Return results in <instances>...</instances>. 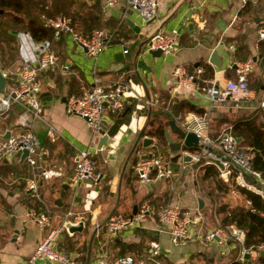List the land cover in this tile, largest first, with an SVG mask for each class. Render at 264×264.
<instances>
[{
	"label": "crops",
	"instance_id": "obj_1",
	"mask_svg": "<svg viewBox=\"0 0 264 264\" xmlns=\"http://www.w3.org/2000/svg\"><path fill=\"white\" fill-rule=\"evenodd\" d=\"M157 1L156 16L148 22L142 20L127 0H117L112 4L105 0H73L70 4L74 15L73 18L69 16L79 31L86 34L92 28L102 27L113 30L114 34L97 57L90 56L67 33L57 39L53 37L48 43L55 52L56 63L39 75L42 84L40 97L41 93L50 91L53 98L41 101L39 116L32 119L29 128L36 135L38 147L49 149L47 165L61 174L38 177V195H35L25 188V177L31 176L32 172L21 157L22 153L0 160V264L30 263L36 242L46 230L26 216L29 207L48 212L51 226L62 223L66 218L77 221L84 217L85 226L81 232L69 233L64 228L54 246L86 264H96L102 257L136 255L144 251L153 238L162 247L164 264H232L233 259H240L241 247L231 241L224 245L217 240L194 238L173 244L169 225L163 224L160 230L152 216H146L136 226L124 228L116 234L108 235L105 231L109 214L118 211L133 213V208L137 209L144 202L155 206L163 202L177 204L191 213H198L200 223L196 225L200 226L201 232L210 229L202 218L206 198L197 177L203 171L196 166L197 161L191 159L181 163L177 176L172 174L170 179L148 183H140L133 169L134 161L142 153H154L159 149L168 153L167 141L164 143L148 133L152 111L158 110L162 116L177 108L179 113L175 116L180 125L191 122L195 117L206 116L204 132L217 137L227 123L225 119L230 118L240 106L239 102L234 103L231 99L221 103L213 101L206 93V81L204 84L194 81L190 87H177L172 77L175 66L192 71L198 65L208 64L212 75L205 79L223 86L227 78L235 75L227 73L233 62L243 61L252 55L255 57L254 68L248 81L255 78L264 81V56H260L256 44L257 28L264 23V0ZM127 19L133 21L137 31ZM158 29L176 30L178 44L172 52L154 56L143 48L146 39ZM15 40L18 54L7 67L1 61L2 68L9 72H15L23 61L35 62L47 44L44 40L32 41L25 35L22 40L17 37ZM240 45L249 50L243 60L234 54ZM214 50L222 60L220 66L209 61ZM93 68L104 83L122 78L131 85V89L125 92L123 111L128 110L120 119V129L110 146L98 147L99 133L95 135L84 118L68 114L65 109L64 101L69 95L92 85ZM244 103L256 104V101ZM22 110L13 108L7 118H0V139L7 131L9 133ZM103 118L111 124L115 115L105 111ZM153 125H157V121ZM141 129L143 135L153 138L154 143L130 154ZM169 131L172 137H176L175 132ZM82 150L92 156L100 178L97 183L85 180L75 187L70 178ZM199 198L203 202L201 207ZM248 251L250 258L245 264H260L256 262L257 250ZM31 264L50 263L39 256Z\"/></svg>",
	"mask_w": 264,
	"mask_h": 264
},
{
	"label": "built area",
	"instance_id": "obj_2",
	"mask_svg": "<svg viewBox=\"0 0 264 264\" xmlns=\"http://www.w3.org/2000/svg\"><path fill=\"white\" fill-rule=\"evenodd\" d=\"M117 0H105L112 4ZM244 1V0H243ZM130 7L138 13L143 21L155 18L157 0H127ZM47 24L53 29V37L59 38L63 33L70 34L73 41L86 49V52L97 57L110 43L114 34L113 30L95 27L89 34L79 31L69 15L58 14L48 17ZM264 38V23L257 28L256 44ZM39 52L35 62L23 61L15 72L0 70L5 76V84L0 92V118H7L16 104L23 106L18 119L12 125L9 135L0 139V160L8 159L15 153H22L27 149L24 159L31 167V176L25 177V188L38 195L37 178H47L61 174L59 170L47 165L49 149L46 146L38 147L36 135L29 128L32 119L39 116L41 110L40 92L42 84L40 73L50 69L56 63L55 52L49 47V42ZM178 44L176 30L158 29L144 42L143 50L160 49L161 53L172 52ZM127 48L123 51L125 52ZM254 60L249 55L243 61H234L230 67L234 68L235 75L225 80L220 86L211 79L206 81L205 90L210 98L218 103L231 99L234 102L256 101V107L264 109V88L259 94L248 85V77L254 68ZM203 72V67L198 65L192 71L185 70L177 65L172 71V77L177 87H190L196 76ZM92 85L80 92L69 95L64 103L68 114L76 115L86 120L89 129L96 135L101 127V119L104 112L113 115L121 113L126 105L125 92L131 89V85L122 78L109 82H102L97 70L92 69ZM186 130H192L199 137L200 147L190 153L194 161L202 160L203 164H210L216 169L218 175L224 179H231L237 186L253 190L264 198V174L253 168L249 155L238 145L235 135L232 133L231 124L224 125L217 137L204 132L207 127V117H195L191 122L181 125ZM133 169L140 183H148L159 179H170L172 172L165 165V160L156 154L137 157L133 163ZM100 172L95 169L92 156L86 151H80L71 174L72 186L91 179L97 183ZM26 216L36 223L45 233L36 242L33 253L29 258V264L41 256L50 264H86L74 258L66 252L57 249L54 244L63 231L62 223L51 226L48 212L29 207ZM68 214L66 213V216ZM146 216L154 217L163 229V224L169 225L168 232L173 244L184 243L190 239L217 240L222 244L233 243L240 245L238 258L243 259L245 251L243 245L244 231L241 227L230 224L227 227L210 228L201 232L197 223L200 221L197 213H191L177 204L163 202L155 206L151 202L141 203L134 213L112 212L106 220V234H116L124 228L136 226ZM200 223V222H199ZM162 247L155 238L148 241L147 248L139 254H120L110 258L102 257L96 264H164L161 259Z\"/></svg>",
	"mask_w": 264,
	"mask_h": 264
},
{
	"label": "trees",
	"instance_id": "obj_3",
	"mask_svg": "<svg viewBox=\"0 0 264 264\" xmlns=\"http://www.w3.org/2000/svg\"><path fill=\"white\" fill-rule=\"evenodd\" d=\"M72 2L73 0H0V57L3 66H9L18 54V47L16 50V46L12 45L18 33L25 32L33 40H44L51 43L53 29L47 24L48 17L58 14H66L72 17L74 15L70 10ZM92 29L86 34H89ZM258 47L260 56H264V38L258 42ZM239 52L242 53V56L239 55ZM234 54L237 58L243 60L249 54V50L244 45H240ZM201 66L203 72L196 76L195 81L204 84V79L212 75V68L208 64H202ZM227 73L233 76L234 68L230 67ZM248 85L253 87L256 93L259 94L264 88V81L261 78H255L252 86L249 81ZM178 113L177 108H174L172 113L166 112L162 116L158 110L152 111L148 122L151 128L148 133L157 136L165 143L166 138L163 127L168 125L170 119H176ZM155 121H157V125H153ZM230 124L235 137H240L238 145L249 155L252 167L264 174V109L256 107L247 115H237L231 119ZM195 164L203 170L201 178L213 179L216 188L219 190H225L224 188L232 182L230 178L220 177L213 165L203 164L202 160L197 161ZM235 186L242 193L245 200L248 201V204L242 203L232 207L227 206V203H223L216 211L222 213L221 223L223 226L234 224L243 229L244 247L246 249L254 247L258 253L256 262L264 264V255L259 253V247L264 245V198L253 190L245 189L236 184ZM208 192L209 194L212 193V191ZM232 264L245 263L240 259H233Z\"/></svg>",
	"mask_w": 264,
	"mask_h": 264
},
{
	"label": "water",
	"instance_id": "obj_4",
	"mask_svg": "<svg viewBox=\"0 0 264 264\" xmlns=\"http://www.w3.org/2000/svg\"><path fill=\"white\" fill-rule=\"evenodd\" d=\"M129 25H131L133 27V29H135V31H137L138 27L134 26L133 21H130V19H127ZM15 33V31H14ZM136 41L133 42V45H135ZM84 50H86L84 48ZM152 55L154 56H160L161 50L160 49H156V50H150L149 51ZM255 58V57H254ZM253 58V59H254ZM209 61L212 62L213 64L220 66L222 63V60H220V58H218V55L216 53V51H212L210 57H209ZM5 76L2 74L1 70H0V92L3 90L4 84H5ZM46 95V97L44 96ZM51 100L52 97V93L50 91L47 92H43L41 93V101L42 100ZM14 109L17 111H20L23 109V106L21 104H16L14 106ZM128 108L125 109L124 111H122L121 113L117 114L113 120V122L111 124H108L107 120H105L104 118L101 119V127L98 131L99 133V137H98V147H101L102 145H106V146H110V142L111 140H114V137L117 135L118 130L120 129L121 123H120V119L123 118L127 112ZM168 126H164L163 127V131L165 134V138L167 141V145H168V159L165 160V165L167 166V168L172 172V174H174L175 176L180 174V166L181 163H186L191 161L192 157L190 155V153L185 152L186 149L188 150H194L197 149L198 147L201 146V144L199 143V137L197 135L196 132L192 131V130H186L184 129L177 121L176 119L172 118L168 121ZM169 129L173 132L176 133V137H172L170 135V131ZM9 133L7 131V133L5 135L2 136V138H6L8 137ZM236 140L239 141L240 137H236ZM154 140L152 137L147 136V135H143V129H141L137 135L136 140L134 141L131 149H130V154H132L134 151L138 152L140 150V148H145V147H149L151 145H153ZM156 145V144H155ZM157 146V145H156ZM162 149H159L158 151L160 152ZM27 149H24L22 151L21 157L23 158L26 154H27ZM163 152V150H162ZM152 154L150 153H142L140 154V156H146ZM163 154H161V157H163ZM88 182H92L91 179H87ZM203 204L202 199L199 198L198 199V205L201 207ZM136 211V208H133V213ZM62 224L64 225V228L69 232V233H73V232H81L85 226V218L84 217H80L79 220L77 221H72L68 218L64 219L62 221ZM16 232V231H15ZM255 248L253 247L252 250H254ZM260 254L264 255V249H260ZM250 258V252L246 251L244 253L243 259L242 261L244 263H247L248 260ZM183 264V263H181ZM251 264H257V263H251Z\"/></svg>",
	"mask_w": 264,
	"mask_h": 264
},
{
	"label": "rangeland",
	"instance_id": "obj_5",
	"mask_svg": "<svg viewBox=\"0 0 264 264\" xmlns=\"http://www.w3.org/2000/svg\"><path fill=\"white\" fill-rule=\"evenodd\" d=\"M23 35L29 37L33 41L32 37L28 33H25V32L18 33L17 38L19 40H22ZM13 44L16 46V50H17L16 40L12 42V45ZM0 60H1V57H0ZM253 82L254 80H251V79L249 80V84L251 86ZM244 102L245 101L239 102L240 106H237L235 113L233 115H230V118L228 119V121H227V118L225 119L227 123H224V125L230 124L231 119H233L236 115H239L240 113H242L243 115H247L256 108L255 103L246 105ZM234 103H238V102H234ZM36 144H37V141H36ZM162 153L163 152L158 151V152H154L153 154L161 156ZM168 157H169L168 153H164L162 158L164 160H167ZM197 177H198V181L200 183L201 188H203L204 198H206L205 211L202 213L204 224L206 225V227H209V228L227 227L230 224H227L225 226L222 225L221 223L222 213L217 212L216 209L220 207L223 203H227V206L233 207L234 205H237V204H242V203L248 204V201L245 200L244 196L239 191V189L235 186V183L232 180H230L232 182L229 184V186L224 188L225 190L223 189L219 190L216 188L213 179H202L200 174H198ZM208 191H212V193L209 195L207 194ZM259 248H264V245H261Z\"/></svg>",
	"mask_w": 264,
	"mask_h": 264
}]
</instances>
